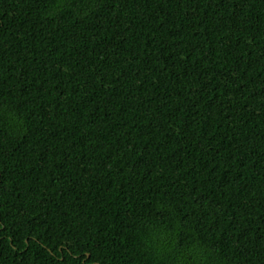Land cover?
I'll return each instance as SVG.
<instances>
[{"label": "trees", "instance_id": "obj_1", "mask_svg": "<svg viewBox=\"0 0 264 264\" xmlns=\"http://www.w3.org/2000/svg\"><path fill=\"white\" fill-rule=\"evenodd\" d=\"M0 264H264V0H0Z\"/></svg>", "mask_w": 264, "mask_h": 264}]
</instances>
